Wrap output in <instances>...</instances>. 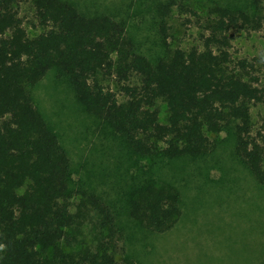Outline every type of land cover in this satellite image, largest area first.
<instances>
[{"label": "trees", "instance_id": "16d2710c", "mask_svg": "<svg viewBox=\"0 0 264 264\" xmlns=\"http://www.w3.org/2000/svg\"><path fill=\"white\" fill-rule=\"evenodd\" d=\"M21 1L31 5L38 32L24 27ZM252 1L253 10L213 5L199 16V45L152 58L138 51L113 14L83 9L75 0H0V264H139L126 254L116 260L123 229L108 202L87 190L71 200V162L32 94L51 69L66 79L83 110L129 149L128 169L135 171L122 197L135 223L164 232L182 213L180 191L153 179L154 167L140 166L139 159L201 157L218 146L210 135L222 131L264 187V123L253 133L250 114L264 88L256 85L253 63L230 52V31L261 26L263 0ZM134 75L138 85L129 84ZM105 79L126 99L119 101ZM87 218L95 219L97 234L78 238Z\"/></svg>", "mask_w": 264, "mask_h": 264}, {"label": "rangeland", "instance_id": "374dc122", "mask_svg": "<svg viewBox=\"0 0 264 264\" xmlns=\"http://www.w3.org/2000/svg\"><path fill=\"white\" fill-rule=\"evenodd\" d=\"M75 1L83 9L110 13L123 20L138 51L152 58L164 54L167 48L199 45L201 17L213 5L250 10L255 6L252 0ZM259 5L261 26L230 31V52L235 59L246 58L253 63L251 71L259 77L256 85L264 88V0ZM164 7L169 8L163 11ZM18 9L27 32H38L40 27L29 2L21 1ZM102 83L115 92L119 101L126 99L114 80ZM129 84L138 85V77L132 76ZM32 94L71 162L76 191L71 197L73 203L80 199L78 190H87L108 202L117 214L123 229L115 251L117 261L121 262L126 254L139 264H264V187L239 160L234 139L225 131L210 135L216 137L218 146L201 157L151 164L139 159L140 166L154 167L153 179L170 182L181 193V217L171 229L157 232L127 215L129 207L122 192L124 196L133 184L127 176L135 166L128 169L131 154L123 149L121 139L83 110L56 69L36 83ZM158 107L160 119L165 122L166 106L159 101ZM250 114L256 133L264 123V96L251 105ZM94 222L93 218L84 219L78 238L97 234Z\"/></svg>", "mask_w": 264, "mask_h": 264}]
</instances>
